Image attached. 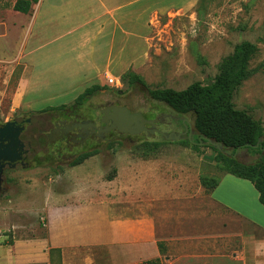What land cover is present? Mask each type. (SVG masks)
Returning a JSON list of instances; mask_svg holds the SVG:
<instances>
[{
  "label": "rangeland",
  "instance_id": "1",
  "mask_svg": "<svg viewBox=\"0 0 264 264\" xmlns=\"http://www.w3.org/2000/svg\"><path fill=\"white\" fill-rule=\"evenodd\" d=\"M16 2L0 0V33L3 29L8 30L0 36V51L11 55L0 58V123L20 115L31 117L37 124L42 113L75 104L81 106L79 111H92L98 115L99 108L116 104L128 106L134 111L166 116L161 131L176 132L181 121L193 124L194 115H179L167 103L153 99L148 90H183L195 82L210 84L221 72L224 61L234 52L235 46L250 40L256 47L249 62L250 75L235 93L234 103L239 109L249 110L264 125V0H155V5H141L140 32L128 38L127 48L123 49V64L115 69L109 62L105 80L90 86L102 88L83 98L79 97L88 88L80 87L69 95H63L59 89L37 92L28 88L21 104L17 99L23 91L22 78L28 65L20 54L26 15L10 12ZM4 20L6 26L3 27ZM119 51L102 48V68L105 59L110 60L113 55L115 61ZM132 74L139 76L143 82L131 83ZM110 76L119 78L120 86L110 85ZM163 138L160 134L152 138L145 133L131 138L114 136L112 141L99 144L98 153L92 156L84 170L96 172L100 182L115 178L119 167L136 168L133 163L138 162L147 163L160 171L159 179L172 190V198L167 199L165 206L160 205L155 210L157 220L167 219L169 222L163 224L166 233L179 232V227L188 223L189 219L194 218L190 222L206 224L211 217L206 215H219L216 227L220 234L218 238L205 236L198 240H173V244L162 240L161 253L164 255L200 252L194 250L229 253L238 249L239 240H228L226 237L228 226L222 223L225 210L212 205L209 191L202 183L204 176L212 179L210 186L213 179L225 174L218 166L216 152L201 144L195 147L196 142L188 144L181 139L166 142ZM46 146L43 149L36 147V151L41 149L40 154L44 155L38 162L31 161L30 167L19 166L6 172L10 190L0 194V235L10 233L9 229L12 231L11 239L14 236L45 235L42 207L53 191L68 188L67 179L63 184L58 179L68 172L70 167L67 166L71 162L60 163L59 158H46L47 151L54 147ZM238 157L250 162L258 155L240 149ZM184 187L190 188L188 194L181 200L175 198L178 190ZM200 187H203L202 193L196 197V193L200 194L197 191Z\"/></svg>",
  "mask_w": 264,
  "mask_h": 264
},
{
  "label": "crops",
  "instance_id": "2",
  "mask_svg": "<svg viewBox=\"0 0 264 264\" xmlns=\"http://www.w3.org/2000/svg\"><path fill=\"white\" fill-rule=\"evenodd\" d=\"M154 1L38 0L29 13L11 10L26 15L20 54L28 65L17 102H24L28 88L59 89L69 95L103 82L109 62L118 69L128 38L140 32L141 5H155ZM7 31L3 29L0 36ZM102 48L120 49L119 57L117 52L115 61L113 55L105 59L103 68ZM9 56L0 51L1 59ZM92 158L59 177L62 184L68 180V188L53 191L42 207L45 235L11 239L10 229L0 235V264H141L155 259L158 264H264V206L249 180L225 173L208 195L214 207L225 210L226 237L238 239V249L164 255L162 240L173 244V240L218 238L219 215H206L211 216L206 224L189 219L179 232L166 233L163 224L169 222L157 220L155 210L172 198V190L159 179L160 171L138 162L133 163L136 168L119 167L115 178L100 182L96 172L84 170ZM188 190L179 189L175 198L181 200Z\"/></svg>",
  "mask_w": 264,
  "mask_h": 264
},
{
  "label": "trees",
  "instance_id": "3",
  "mask_svg": "<svg viewBox=\"0 0 264 264\" xmlns=\"http://www.w3.org/2000/svg\"><path fill=\"white\" fill-rule=\"evenodd\" d=\"M37 1L17 0L14 8L29 13L31 5ZM255 50L256 47L250 40L238 43L234 52L224 61L221 72L210 84L195 82L183 90L159 88L149 89L148 92L153 99L167 103L179 115L188 113L194 115L192 124L195 129L194 136L192 139L183 136L181 142L188 144L196 142V147L201 136L222 142L224 150L230 151L231 155L209 143H205L204 147L216 152V161L224 173L249 180L258 190L259 200L264 206V125L262 120L256 118L249 110L239 109L234 103L235 93L250 75L248 67ZM134 82H143V80L132 74L131 83ZM97 88L102 87H90L79 98L93 93ZM260 138H263L260 146L254 147L253 145L258 143ZM163 140L168 142L165 138ZM237 149L254 152L258 157L250 162L242 161L238 157ZM97 152V150L86 152L72 164L78 165ZM234 153H237L236 157L233 156ZM211 180L207 176L202 177V183L209 193L219 184L220 177L213 179L214 182L209 186ZM146 263L156 264L159 263V259L141 264Z\"/></svg>",
  "mask_w": 264,
  "mask_h": 264
},
{
  "label": "flooded vegetation",
  "instance_id": "4",
  "mask_svg": "<svg viewBox=\"0 0 264 264\" xmlns=\"http://www.w3.org/2000/svg\"><path fill=\"white\" fill-rule=\"evenodd\" d=\"M113 105L127 107L132 113L141 112L147 120L156 121L155 126H152V124H146L149 130L144 131L141 134L145 133L153 138L162 132L161 125L166 122V116H159L158 113L152 112L145 113L142 111H134L128 106L116 104L99 108L98 115L94 114L92 111L88 113L86 110L79 111V109H81L79 104L63 109L51 110L50 112L42 113L37 124L29 116H14L7 122L14 123L10 126L14 130L19 129V139L21 141L20 146L17 148L19 159L12 163L5 162L3 173L0 177V194L4 195L10 190L6 178V172L8 170L16 169L19 166L23 168L30 167L31 161L38 162L44 156L43 154H40V152L41 149H43V146H46V142H48V145L46 146L47 148L50 147L49 145L54 146L50 147L47 151L48 156L46 155V158H59L60 163H65L70 160L71 162L68 163L69 166L67 167H73L76 166L72 164L73 161L86 152L97 150L99 144L103 141H112L114 136L126 138L136 136L121 132L116 128L111 129L109 132L104 131L106 123L103 122V118L105 117L103 110L108 106ZM111 113L112 110H110L107 115L109 116ZM6 123H0V128ZM186 129H188V132L193 130L194 133V128L190 121H184L183 123L181 121L179 130L176 132L183 133ZM152 130L154 133H152ZM111 134L114 135L109 137ZM184 136L188 137V133ZM10 141L11 139L6 140L4 141V144L6 145ZM36 147L41 149L36 151Z\"/></svg>",
  "mask_w": 264,
  "mask_h": 264
},
{
  "label": "water",
  "instance_id": "5",
  "mask_svg": "<svg viewBox=\"0 0 264 264\" xmlns=\"http://www.w3.org/2000/svg\"><path fill=\"white\" fill-rule=\"evenodd\" d=\"M112 110V113L108 116L107 113ZM105 113V117L103 118V122L106 123L104 131L109 132L111 129L116 128L121 132L138 135L144 131H148L149 128L146 124H152L155 126V120H147L141 112L132 113L127 107L120 106H108L103 110ZM111 122V123H110ZM13 122H7L4 126L0 128V177L3 173V168L5 166V162H16L18 158L17 148L20 146L19 139V129L14 130L11 125ZM152 133L154 131L152 130ZM188 133L189 139L193 137V130L188 132V129L183 133H164L160 132V134L168 141H177L182 139V137ZM8 144H4V141L10 140ZM205 140V141H204ZM262 138L258 140V143L253 145L254 147L260 146ZM199 144L204 145L205 143H209L216 147L218 150L223 151L227 155H231L230 151L224 150V144L220 141H216L213 138L201 136L199 137ZM239 150V149H237ZM234 157L237 156V153L233 154Z\"/></svg>",
  "mask_w": 264,
  "mask_h": 264
},
{
  "label": "built area",
  "instance_id": "6",
  "mask_svg": "<svg viewBox=\"0 0 264 264\" xmlns=\"http://www.w3.org/2000/svg\"><path fill=\"white\" fill-rule=\"evenodd\" d=\"M108 83L112 86H120L121 80L119 78L110 76L108 77Z\"/></svg>",
  "mask_w": 264,
  "mask_h": 264
}]
</instances>
